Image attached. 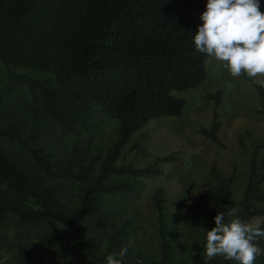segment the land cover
I'll return each instance as SVG.
<instances>
[{"label": "trees", "instance_id": "16d2710c", "mask_svg": "<svg viewBox=\"0 0 264 264\" xmlns=\"http://www.w3.org/2000/svg\"><path fill=\"white\" fill-rule=\"evenodd\" d=\"M207 0H0V63L7 68H24L48 75L36 79L10 73V88L28 93L24 110L29 119L6 124L0 109V140L16 144L32 160L34 170L10 156L0 145V222L14 217V227L44 226L63 251L81 250L88 264H106V256L122 248V229L112 233L101 250L91 237L67 243L59 226H78L93 217L102 197L137 195V183L118 178H148L161 175L160 166L172 163L176 153L161 156L136 168L117 165L122 150L134 134L152 120L180 119L186 102L175 93L196 89L206 79L208 57L195 49L193 36L203 22L193 15L205 11ZM259 97L257 113L264 118V88L245 74ZM220 90L205 94L213 102L209 127L196 133L224 148L219 139L221 121L217 110ZM101 113L117 122V138L102 157L88 156L80 148L56 157L37 145L42 127L56 125L66 133L91 129ZM248 134V133H246ZM237 146L245 148L243 135ZM264 142L251 146L240 216L261 214L256 204L264 200ZM237 167L224 174L213 162L197 204L204 212L207 230L215 227L218 211H227L231 190L238 181ZM158 216L161 260L144 264H171L167 260L164 224V192L152 198ZM111 215L97 227L109 224ZM206 231L198 253L205 250ZM264 264V255L257 259ZM222 264H235L225 261ZM26 264L29 259H26Z\"/></svg>", "mask_w": 264, "mask_h": 264}, {"label": "rangeland", "instance_id": "374dc122", "mask_svg": "<svg viewBox=\"0 0 264 264\" xmlns=\"http://www.w3.org/2000/svg\"><path fill=\"white\" fill-rule=\"evenodd\" d=\"M260 11L264 13V0H260ZM201 13L193 16L200 20ZM222 63L208 58L206 79L194 90L175 93L186 102L182 117L160 118L149 122L133 135L116 164L141 168L171 153H176L179 159L162 164V174L158 176L118 178L137 183V195L104 196L98 212L84 223L78 226L60 225L67 233L64 236L67 243H80L91 237L103 250L109 236L122 229L123 233L119 236L121 246L132 242L124 257L125 264H136L137 258L142 259L143 264L159 262L162 259L161 239L152 198L160 188L165 199L167 260L171 264H204L205 250L198 253V248L208 224L205 215L211 207L207 206L206 212L201 210L197 196L205 188L210 165L216 162L224 174H229L232 164L236 165L239 179L232 187L228 205L240 210L251 146L264 142V118L257 113L260 103L254 86L240 77L233 78L222 67ZM10 73L33 79L48 78V75L24 68H7L0 63V109L5 112L3 121L6 124L25 121V134L29 119L24 103L29 96L23 87H9ZM216 90L222 93L217 113L221 121L219 139L224 148L196 133L201 127H209L213 102L205 99V94ZM117 127L115 120L101 113L94 116L91 129L79 128L72 134L56 125L46 124L42 127L37 145L46 146L56 157L68 156L74 148H80L82 153L91 157L98 153L104 157L117 138ZM241 135L245 148L237 146V139ZM0 145L10 156L20 159L28 170H34L32 160L16 144L2 138ZM256 206L262 213H251L249 218H264V200ZM105 215H111L109 224L97 227L95 224ZM260 246L264 248V240L260 241ZM26 259H29L30 264H88L81 250L70 252L59 249L46 227H27L18 231L14 227V217L11 216L5 222H0V264H26ZM209 264H222L221 258L217 257ZM254 264L260 262L256 260Z\"/></svg>", "mask_w": 264, "mask_h": 264}, {"label": "clouds", "instance_id": "9594fccd", "mask_svg": "<svg viewBox=\"0 0 264 264\" xmlns=\"http://www.w3.org/2000/svg\"><path fill=\"white\" fill-rule=\"evenodd\" d=\"M193 36L196 51L217 62H223L233 78L245 74L264 88V13L260 0H207ZM215 227L206 231L204 264L217 257L238 264H254L264 255V218H241L239 209L231 206L218 211ZM132 242L118 253L106 256V264H125L124 257ZM70 259V258H69ZM136 264H143L137 258Z\"/></svg>", "mask_w": 264, "mask_h": 264}]
</instances>
